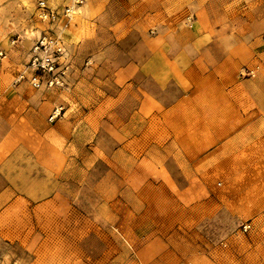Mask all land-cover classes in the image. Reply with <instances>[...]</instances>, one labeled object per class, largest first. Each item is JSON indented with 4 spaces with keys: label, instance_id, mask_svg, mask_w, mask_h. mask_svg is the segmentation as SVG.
<instances>
[{
    "label": "crops",
    "instance_id": "1",
    "mask_svg": "<svg viewBox=\"0 0 264 264\" xmlns=\"http://www.w3.org/2000/svg\"><path fill=\"white\" fill-rule=\"evenodd\" d=\"M190 1L87 0L65 33L69 87L22 97L20 114L5 111L12 134L0 142V163L24 162L5 178L27 180L31 202L46 198L47 180L78 179L79 164L86 175L99 158L109 169L102 179L114 180L106 205L117 197L121 211L128 194L157 184L150 195L160 189L182 211L168 227L214 229L196 241L207 248L172 264H264V65L241 75L264 46L248 29L207 25L203 14L189 26ZM60 105L63 115L47 122Z\"/></svg>",
    "mask_w": 264,
    "mask_h": 264
},
{
    "label": "rangeland",
    "instance_id": "2",
    "mask_svg": "<svg viewBox=\"0 0 264 264\" xmlns=\"http://www.w3.org/2000/svg\"><path fill=\"white\" fill-rule=\"evenodd\" d=\"M40 1L59 13L58 21L41 16ZM86 2L75 6L74 13L67 17L64 12L72 0H0V64L4 66L0 69V142L12 134V123H7L11 117L5 116V111L13 108L15 115L20 114L22 97L69 87L73 63L65 33ZM185 6L189 9V26L203 14L207 25L213 26L215 21L224 29L234 28L243 33L248 29L254 33L253 41L264 46V0H206L203 4L191 0ZM45 35L46 49L36 48ZM221 38L223 44L234 43L232 36ZM37 57L54 61L56 67L50 72L36 68ZM263 57L252 66L245 65L241 75L255 76L264 65ZM54 76L60 83L50 85ZM7 92H13V101L6 102ZM56 110L58 115L50 119ZM63 111L64 106H55L47 122L57 120ZM100 139L96 135L95 144L99 145H95V152L100 149ZM9 161L11 157L7 155L0 163V264H168L172 257L177 261L188 250L207 248L210 244L199 245L196 241H200L201 235H214L213 228L168 227L173 218L180 223L182 211L171 204L176 198L161 195L160 189L158 194L150 195V191L160 188L157 184L138 189L140 196L128 194L121 211L117 197L106 205L107 185L114 180L102 179L109 169L99 158L88 165L86 175L80 170L85 166L79 164L78 179L47 180L50 194L31 202L27 180L11 178L24 162L13 165ZM47 166L54 177V164ZM244 225L239 231L247 233L251 225L248 230ZM230 230L216 229V233L223 236ZM211 246L209 252L214 244Z\"/></svg>",
    "mask_w": 264,
    "mask_h": 264
},
{
    "label": "built area",
    "instance_id": "3",
    "mask_svg": "<svg viewBox=\"0 0 264 264\" xmlns=\"http://www.w3.org/2000/svg\"><path fill=\"white\" fill-rule=\"evenodd\" d=\"M84 2V0H72V4L71 5H67L66 10H65V16L70 17L73 13H74V7L77 5H80ZM40 5V14L41 16L45 17V18H49L50 20H52L53 22H56L59 20V13L48 7L44 1H40L39 3ZM39 45L36 48L42 49V47H44L46 49V47L48 46L47 42V36H43L40 40H39ZM39 60V61H38ZM34 64L36 66V68L41 69L43 71H53V69L56 67V64L54 63V61H48L45 59H39L38 57L35 59ZM50 85H52L53 83H60L59 80H57V78L54 76L53 78H51L49 80ZM35 85H39L38 82H34ZM58 110L55 111L54 115L51 116L50 119H54L57 115H58ZM250 227L249 224H245L243 226V228L245 230H248V228Z\"/></svg>",
    "mask_w": 264,
    "mask_h": 264
}]
</instances>
